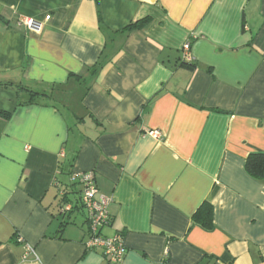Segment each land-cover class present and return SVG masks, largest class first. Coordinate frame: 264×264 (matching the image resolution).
Wrapping results in <instances>:
<instances>
[{"label": "crops", "instance_id": "0c3cea01", "mask_svg": "<svg viewBox=\"0 0 264 264\" xmlns=\"http://www.w3.org/2000/svg\"><path fill=\"white\" fill-rule=\"evenodd\" d=\"M0 82V264H111L59 215L87 172L124 264H264V0H0Z\"/></svg>", "mask_w": 264, "mask_h": 264}, {"label": "built area", "instance_id": "2783aa9c", "mask_svg": "<svg viewBox=\"0 0 264 264\" xmlns=\"http://www.w3.org/2000/svg\"><path fill=\"white\" fill-rule=\"evenodd\" d=\"M51 17L48 16L46 21H50ZM20 27H25L27 30L39 33L43 27L42 22L32 19L22 18L19 21ZM186 57H190V46H185ZM154 136H159L154 133ZM77 178L82 183L84 190L82 193V205L86 212V219L88 222V242L86 243L89 250L101 248L104 252L105 258L111 264H124L125 247L122 237L116 235L114 237H105L103 230L111 225L110 214L108 211L109 200L105 197H99L98 188L95 181L93 172L77 174ZM73 205H66L62 208V214L65 216L73 211ZM29 253H34L32 249L28 250Z\"/></svg>", "mask_w": 264, "mask_h": 264}, {"label": "trees", "instance_id": "16d2710c", "mask_svg": "<svg viewBox=\"0 0 264 264\" xmlns=\"http://www.w3.org/2000/svg\"><path fill=\"white\" fill-rule=\"evenodd\" d=\"M11 84L10 83H2L0 82V89H4L7 87H10ZM21 89H26V88H22ZM35 94V93H33ZM40 94H36V96H39ZM35 97V96H34ZM34 99V98H33ZM31 99L30 101L26 102V103H20L21 105H29L32 103H35V101ZM0 117L4 118L6 120H9L11 117V114L6 113V112H2L0 111ZM245 169L247 171V173L252 176L255 179L261 180L264 182V153H253L250 154L247 159H246V163H245ZM69 179H70V183H65L64 181L58 180L57 185V193H58V197H59V215L64 217L65 215L62 214V208H64L66 205L70 204L73 205V209H75V207H78V202L81 199V206L82 208V197H78L76 199L71 198L72 195L78 194L79 191L73 190V188L75 186L80 185L82 187V193L84 190V187L82 185V183L79 181V178H77V174H69ZM80 198V199H79ZM77 204V205H76ZM72 212H70L71 214ZM58 215V216H59ZM67 216V215H66ZM195 220L198 223H201L204 227L211 229L213 227V214H212V207L209 204L207 210L205 211L204 215L200 214V212H198L195 215ZM68 224V222L63 221L62 225H66Z\"/></svg>", "mask_w": 264, "mask_h": 264}]
</instances>
